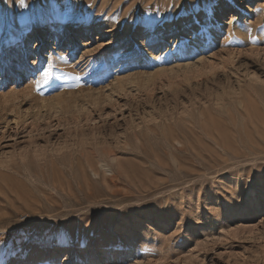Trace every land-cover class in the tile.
<instances>
[{
    "label": "rangeland",
    "instance_id": "rangeland-1",
    "mask_svg": "<svg viewBox=\"0 0 264 264\" xmlns=\"http://www.w3.org/2000/svg\"><path fill=\"white\" fill-rule=\"evenodd\" d=\"M91 262L264 264V0H0V264Z\"/></svg>",
    "mask_w": 264,
    "mask_h": 264
},
{
    "label": "bare ground",
    "instance_id": "bare-ground-1",
    "mask_svg": "<svg viewBox=\"0 0 264 264\" xmlns=\"http://www.w3.org/2000/svg\"><path fill=\"white\" fill-rule=\"evenodd\" d=\"M235 7H237V5H235ZM235 7H234V8H235ZM261 13H262V12H261ZM260 17H261V14H260ZM247 20H248V18H247L245 21L247 22ZM245 21H243V23H244ZM241 22H242V19H241ZM227 24L229 25V24H230V21H229ZM243 27H244V26H243ZM241 29H243V28H241ZM247 29H248V28H247ZM243 32H244V30H243ZM245 32H246V30H245ZM150 56H153V53H152V52L150 53ZM70 256H71V252H70V251L64 250V251L61 252V257H62V259H63L64 261H66L67 259H69ZM90 264H96V262H91Z\"/></svg>",
    "mask_w": 264,
    "mask_h": 264
}]
</instances>
